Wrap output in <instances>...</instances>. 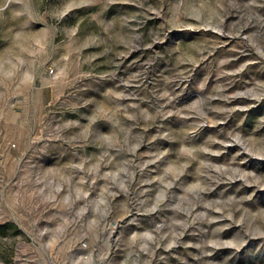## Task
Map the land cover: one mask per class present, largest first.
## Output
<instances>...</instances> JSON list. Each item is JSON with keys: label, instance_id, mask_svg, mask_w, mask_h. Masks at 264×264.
<instances>
[{"label": "rangeland", "instance_id": "374dc122", "mask_svg": "<svg viewBox=\"0 0 264 264\" xmlns=\"http://www.w3.org/2000/svg\"><path fill=\"white\" fill-rule=\"evenodd\" d=\"M0 264H264V0H0Z\"/></svg>", "mask_w": 264, "mask_h": 264}, {"label": "water", "instance_id": "95a60500", "mask_svg": "<svg viewBox=\"0 0 264 264\" xmlns=\"http://www.w3.org/2000/svg\"><path fill=\"white\" fill-rule=\"evenodd\" d=\"M207 29L213 30V27L212 26H207Z\"/></svg>", "mask_w": 264, "mask_h": 264}]
</instances>
